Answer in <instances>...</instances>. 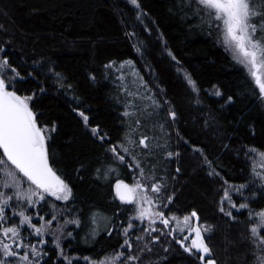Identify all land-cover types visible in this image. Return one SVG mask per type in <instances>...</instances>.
<instances>
[{
  "label": "trees",
  "instance_id": "obj_1",
  "mask_svg": "<svg viewBox=\"0 0 264 264\" xmlns=\"http://www.w3.org/2000/svg\"><path fill=\"white\" fill-rule=\"evenodd\" d=\"M137 2L139 9L130 0H0V47L5 50L0 58L7 57L25 78L16 85L18 94H34L32 104L42 113L41 121L57 126L50 145L53 166L72 188L73 198L70 203L55 201V205L57 209L66 205L71 212L68 218L82 221L79 228L68 226L61 242L64 256L72 258L73 264H94L120 249L124 238L117 231L109 236L104 229L119 227L121 222L126 226L132 214L129 205L116 199L113 189L101 193L102 156L111 154L107 149L118 142L131 147L130 138L136 145L132 155L146 173L165 177V200L174 195L166 215L183 217L195 210L199 223L212 227L204 236L217 264H255L264 252L255 250L249 241L254 217L250 220L247 210L233 211L232 220L218 209L223 195L221 177L239 185L247 181L253 164L260 165L256 154L246 163L245 151L264 152V100L217 42L216 34L210 36L200 17L193 15L195 5L189 7L187 0ZM256 2L264 6L261 0ZM138 12L145 14L142 21L137 19ZM137 41L144 42L143 58L134 48ZM126 61L133 63L151 93L148 98L136 97L130 106L117 72V65ZM110 63L113 66L106 68ZM185 73L195 81L197 93L188 86ZM55 74L63 78V88ZM74 109L89 116L87 127ZM126 110L128 116L123 115ZM170 111H175V121ZM97 126L109 140L101 143L92 135L91 128ZM142 136L148 137L147 149L139 145ZM194 146L204 150L220 176L207 175L209 169L203 157L193 152ZM168 151L174 154L171 159L166 158ZM130 161V157L124 164L117 161L125 168L119 179L127 182L134 174L128 168ZM256 188L258 184L244 195L250 196ZM234 197L241 203L239 196ZM53 201L43 202L40 214L50 211ZM250 207L256 212L264 209V193L258 192ZM93 213L106 219L101 221L98 235L85 240L92 230ZM6 214L11 217L12 211L8 209ZM18 222L17 217L4 226ZM69 231L73 237H67ZM136 236H144L142 226L132 232ZM150 239L139 243L133 239L131 254H139V264H200L171 237H161L159 243L150 244V252L140 253ZM47 240L42 264H66L51 238Z\"/></svg>",
  "mask_w": 264,
  "mask_h": 264
},
{
  "label": "snow or ice",
  "instance_id": "obj_2",
  "mask_svg": "<svg viewBox=\"0 0 264 264\" xmlns=\"http://www.w3.org/2000/svg\"><path fill=\"white\" fill-rule=\"evenodd\" d=\"M188 6L195 5L193 15L199 16L201 26L207 28L208 34L213 33L217 36V42L221 43L225 51L230 53L233 61L238 64L245 72L248 82L251 84L253 91L258 89V94L264 100V6H258L256 0H187ZM130 3L139 9L140 5L137 0H130ZM264 5V0H261ZM144 13L138 12L137 19L143 20ZM148 31V29H145ZM135 36V33L130 34ZM143 41H137L134 48L138 55L143 58ZM0 47V54L4 52ZM168 55L173 61L176 57L171 51ZM178 63V61H177ZM110 63L105 67H112ZM124 65H121L123 69ZM149 71L151 69L149 68ZM11 73V74H9ZM134 75H138L135 71ZM56 75V80L61 82L60 88H63L62 77ZM31 76V73H29ZM124 80V75L118 77ZM142 80V77L140 78ZM185 79L188 86L194 93L198 92L195 81L191 76L185 73ZM25 78L21 76L16 67H12L7 57L0 58V264H42L43 258L47 255L44 248L48 245L46 237H51V244L58 255L64 256L61 242L65 239V232L69 225L81 227L82 221L78 217L68 218L71 215L70 210L65 205L64 208L57 209L55 201L70 203L73 198L72 188L65 179L58 174V169L54 168L55 161L52 160L50 145L53 140V134L57 131V126L41 121L42 113L34 110L32 102L35 95H19L16 85L24 83ZM142 86H144L142 84ZM125 91H127L125 89ZM43 92V89H41ZM220 95L219 92L216 93ZM73 100L76 97H72ZM155 103V101L153 102ZM167 103V101H165ZM159 107V105H157ZM77 111L79 117L84 121L85 127L89 123V116L84 111ZM130 113L126 110L123 115L128 116ZM169 116L175 121V111H170ZM139 125L140 121L137 120ZM91 133L99 137L101 143L110 138L107 133L101 134L99 127H92ZM148 137L142 136L139 139V145L142 149H147ZM188 143V141H184ZM127 143L132 145L126 146L123 142L110 145L107 149L112 154L114 160L121 164L126 162L130 157L131 162L128 168L134 173L133 183L128 184L123 180H117L114 186L115 196L122 204L134 205V215H129L127 225L123 222L119 227H105L111 236L113 231H117L124 239L120 249L112 254L105 255L94 264H139L140 256L132 255L135 250L133 239L136 243L150 237L149 244L139 249L140 253L150 252V244L159 243L161 237H171L184 252L197 256L200 264H217L212 258V250L206 243L205 233L212 230L211 226H202L199 223V217L195 210L189 215L183 217L184 227L172 228V221L176 220L174 215H166V211L174 201V195L165 197L163 193L167 191L164 183L165 177L148 175L142 167L140 160L132 155L136 150L135 143L127 138ZM160 145H158L159 147ZM227 147V146H225ZM193 152L199 153L203 157V164L209 171V177H218L220 173L216 171L213 162L204 155V150L199 147H193ZM253 154L264 157V152H259L255 148H249L245 151V162ZM173 153L168 151L167 159L173 157ZM176 156L179 153H175ZM50 160L52 162L50 163ZM114 169L109 168L104 172L105 177ZM153 173L155 169L152 170ZM179 173L180 169H176ZM101 172L97 169V173ZM138 173V174H137ZM223 179V195L220 197V207L218 211L225 217L235 220L233 209L236 212L247 210L249 219L258 218L264 223V209L256 212L250 207V204L257 198V193H264V166L257 169L255 164L252 165L249 172V178L245 183L236 185L229 184ZM25 184L27 187L25 188ZM258 188L251 192L250 196H245L244 192L252 186ZM239 196L243 203L236 204L233 195ZM49 197L54 201L49 205L50 211L41 215L42 204ZM227 203L229 210H225L223 205ZM15 204V207H13ZM11 209L12 215L9 217L6 212ZM35 209L33 215L29 211ZM50 216V219L46 217ZM19 218L18 224L4 226L9 220ZM195 218L196 224L191 222ZM39 220V225L33 223V220ZM106 218L99 217L93 213L91 217L92 230L86 234L85 240L90 235L94 238L98 235L101 221ZM62 221V222H61ZM135 221H140L143 227L144 236L132 237V232L137 230ZM147 222V226L143 222ZM178 223H180L178 221ZM160 225V227H157ZM27 231L28 235H23ZM187 233L182 235V239H177L176 233ZM249 241L255 250L264 252V236L258 234L257 227L249 229ZM67 237H73V232H67ZM36 242L32 243L31 240ZM190 241V243H188ZM125 251L129 254L125 256ZM168 249L165 248V252ZM22 253V254H21ZM66 264H73L72 258L64 256ZM87 260V258H85ZM166 259V257H165ZM255 264H264V255L257 256Z\"/></svg>",
  "mask_w": 264,
  "mask_h": 264
},
{
  "label": "rangeland",
  "instance_id": "obj_3",
  "mask_svg": "<svg viewBox=\"0 0 264 264\" xmlns=\"http://www.w3.org/2000/svg\"><path fill=\"white\" fill-rule=\"evenodd\" d=\"M228 54L230 55V53H228ZM122 64L124 65L123 69H121V65ZM134 71L136 73H138L137 69L134 67V65H133V63L131 61H126V62H123V63H120L119 65H117L118 75L119 76L121 74L124 75V80L121 81V84H122L123 90L124 91H125V89L127 90V91H125V92H127V95L125 97L127 99V103H128L129 106L133 104V100L136 97H146V98H148V96H150V94H151V93H149V87L145 84L143 79L142 80L140 79L141 77H140L139 73H138V75H134L133 74ZM142 84L144 86H142ZM102 157L105 159V160H103V163L105 162V164L102 166L103 172H106L109 168L114 169V171L110 172L109 175L107 176V178L105 177V175L103 176V180L101 182L103 190L101 191V193L106 194L107 192H109L110 190L113 189V194H114L115 183H116V181L119 178H122V177H119V176H123L124 175L125 168L120 167L118 165L119 161L117 162L116 160H114L113 157H112V154L105 153V156H102ZM256 157L260 160V165L257 166V168L260 169L261 166H264V157H259L258 155H256ZM119 180H123V179H119ZM125 182L128 183V184L133 183V175H132V179L129 182H127V181H125ZM24 186L26 188L27 184H25ZM234 196H237V195H235V194L233 195V200L238 205L239 201L237 202ZM52 200H54V198L53 197H49L48 200L45 201L44 203H50ZM240 202L243 203L242 200ZM13 207H15V204H13ZM223 207L225 208L226 211L229 210V207H228L227 203H225L223 205ZM134 208H135L134 205H129V209L128 210L131 211L132 215H134ZM109 210L113 211V210H115V207L114 206H109ZM232 211H235V210L233 209ZM34 212H35V209H32V210L29 211L28 214L29 215H33ZM41 215H43V214H41ZM183 217H176V220L172 221V228L173 229L184 227V225L182 223ZM36 221H37V219H34L33 223H35ZM178 221L180 223H178ZM135 222H136L138 227H141V222L140 221H135ZM191 222L193 223V225H195L196 224L195 218H193V220ZM143 225L147 226V222L146 221L143 222ZM252 227H257L258 228V234L260 235V232L262 230H264V223H262L258 218L254 217V221H253ZM186 234H187L186 232L183 233V234L176 233V236L179 239H182V235H186ZM25 236H27V235L25 234ZM48 238H51V237L50 236L46 237V239H48ZM188 243H190V241H188ZM195 257H197V256H195Z\"/></svg>",
  "mask_w": 264,
  "mask_h": 264
},
{
  "label": "water",
  "instance_id": "obj_4",
  "mask_svg": "<svg viewBox=\"0 0 264 264\" xmlns=\"http://www.w3.org/2000/svg\"><path fill=\"white\" fill-rule=\"evenodd\" d=\"M114 194H115V189H114ZM116 197V196H115ZM119 202H120V200L118 199V198H116ZM121 203V202H120Z\"/></svg>",
  "mask_w": 264,
  "mask_h": 264
}]
</instances>
